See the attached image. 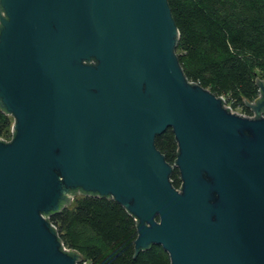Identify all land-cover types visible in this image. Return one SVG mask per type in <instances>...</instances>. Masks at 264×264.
Here are the masks:
<instances>
[{
  "label": "water",
  "instance_id": "obj_1",
  "mask_svg": "<svg viewBox=\"0 0 264 264\" xmlns=\"http://www.w3.org/2000/svg\"><path fill=\"white\" fill-rule=\"evenodd\" d=\"M179 39L168 0H0V264H89L47 217L78 189L128 210L136 254L264 264V82L254 116L233 112L188 80Z\"/></svg>",
  "mask_w": 264,
  "mask_h": 264
},
{
  "label": "trees",
  "instance_id": "obj_2",
  "mask_svg": "<svg viewBox=\"0 0 264 264\" xmlns=\"http://www.w3.org/2000/svg\"><path fill=\"white\" fill-rule=\"evenodd\" d=\"M180 31L177 54L191 82L224 97L233 109L253 115L245 101L260 98L264 82V0H168ZM14 117L0 106V138L10 139ZM156 146L174 165L179 148L172 129ZM171 180L181 189L180 172ZM71 204L47 216L62 243L89 264H171L166 250L152 245L136 254L137 222L112 197L78 189Z\"/></svg>",
  "mask_w": 264,
  "mask_h": 264
},
{
  "label": "built area",
  "instance_id": "obj_3",
  "mask_svg": "<svg viewBox=\"0 0 264 264\" xmlns=\"http://www.w3.org/2000/svg\"><path fill=\"white\" fill-rule=\"evenodd\" d=\"M229 108H231L229 105H227ZM231 110L233 111V112H235L232 108H231ZM240 115H244V116H254V115H247V114H245V113H239ZM12 138V137H11ZM11 138L10 139H3V138H0V139H2V140H4V141H10L11 140Z\"/></svg>",
  "mask_w": 264,
  "mask_h": 264
},
{
  "label": "rangeland",
  "instance_id": "obj_4",
  "mask_svg": "<svg viewBox=\"0 0 264 264\" xmlns=\"http://www.w3.org/2000/svg\"><path fill=\"white\" fill-rule=\"evenodd\" d=\"M229 105V104H228ZM235 113H245L243 109H235ZM248 115V114H247Z\"/></svg>",
  "mask_w": 264,
  "mask_h": 264
},
{
  "label": "flooded vegetation",
  "instance_id": "obj_5",
  "mask_svg": "<svg viewBox=\"0 0 264 264\" xmlns=\"http://www.w3.org/2000/svg\"><path fill=\"white\" fill-rule=\"evenodd\" d=\"M264 112H262V114H263ZM245 114H247L246 112H245Z\"/></svg>",
  "mask_w": 264,
  "mask_h": 264
}]
</instances>
